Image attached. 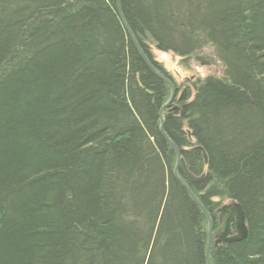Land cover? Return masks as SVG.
I'll return each instance as SVG.
<instances>
[{"label": "trees", "instance_id": "16d2710c", "mask_svg": "<svg viewBox=\"0 0 264 264\" xmlns=\"http://www.w3.org/2000/svg\"><path fill=\"white\" fill-rule=\"evenodd\" d=\"M120 8L171 83L151 45L221 67L174 83L164 131L204 176L178 170L213 230L222 200L247 215L211 264H264V0ZM123 19L117 0H0V264H207L210 225L160 131L171 88Z\"/></svg>", "mask_w": 264, "mask_h": 264}, {"label": "water", "instance_id": "95a60500", "mask_svg": "<svg viewBox=\"0 0 264 264\" xmlns=\"http://www.w3.org/2000/svg\"><path fill=\"white\" fill-rule=\"evenodd\" d=\"M117 4H118V8H119V14L121 19H123L122 16V10L120 8V0H117ZM124 25L126 30H128L129 36L131 38V40L134 41L138 51H140V54L142 56V58L144 59V61L146 62L149 70L151 73H153L154 75H156L163 83L168 84L171 88V98L170 100L167 102V104L160 110L159 112V117L161 120V125H160V131L161 134L163 136V138L166 140L168 146L175 152L176 154V160H177V164L176 167L174 169V177L177 180V182H179V184L181 185V187H183L186 192L189 194L191 200L193 201V203L197 204L198 207L202 210L203 214L206 215L207 220H208V224L209 226V231H208V243H207V250H206V254H205V259H207V264H211V258H210V253L212 250V245H214L215 247L218 246V244H229V243H239L240 241H244L248 238V226L246 224V220H247V215L243 210V207L241 206V204L238 202H231L228 203L227 205H224L223 207H221L218 210V214H219V228L216 231H213V225H212V218L210 216V214L207 212L206 208L203 206L202 203H200L199 199L197 198L196 194L193 193L190 189V187L188 186V184L186 182H184L183 179L180 178L179 176V168L181 166V164L184 167V170L187 172L188 176L195 181L201 182L204 178V176H202L201 178H196L194 175L192 176L189 171H187V168L185 166V162L181 157V152L179 149H177V147L175 146V144L171 141L170 138L167 137L165 131H164V125H165V118H164V113L166 110H168L169 107L172 106V103L174 102L175 98H176V90L174 88L173 83H171V81L168 78H165L160 72L157 71V69L153 66L152 62L149 61V59L147 58L146 54L144 53V51L141 50L138 41L135 39L132 31L128 28L125 20L123 19ZM173 110L178 111L179 109L176 107ZM198 150H203L202 148H197ZM203 157L205 159V163H208V159H207V155L205 152H203ZM234 227V229H233Z\"/></svg>", "mask_w": 264, "mask_h": 264}, {"label": "rangeland", "instance_id": "374dc122", "mask_svg": "<svg viewBox=\"0 0 264 264\" xmlns=\"http://www.w3.org/2000/svg\"><path fill=\"white\" fill-rule=\"evenodd\" d=\"M151 51L156 61H158L166 72H168L172 78L173 85L177 88L183 89L186 86L191 85L200 79H205L211 75L216 77L222 76V70L217 61L210 65V67L202 66L193 58L189 59L187 62L179 57L174 56L172 53L161 52L156 49L155 45H151ZM204 55H211L209 53H203ZM214 59L213 54L210 56ZM174 88L176 90V87ZM222 204L227 205L231 203L229 200L220 201Z\"/></svg>", "mask_w": 264, "mask_h": 264}, {"label": "bare ground", "instance_id": "6f19581e", "mask_svg": "<svg viewBox=\"0 0 264 264\" xmlns=\"http://www.w3.org/2000/svg\"><path fill=\"white\" fill-rule=\"evenodd\" d=\"M197 198H198V197H197ZM227 204H228V203H227ZM224 205H225V204H222L221 207H223ZM221 207H220V208H221ZM220 208H219V209H220ZM219 209H218V210H219ZM217 213H218V211H217ZM218 220H219V216H218ZM218 228H219V221H218V227H217V229H218ZM217 229H216V230H217ZM233 229H234V227H233ZM216 230H213V231H216Z\"/></svg>", "mask_w": 264, "mask_h": 264}]
</instances>
